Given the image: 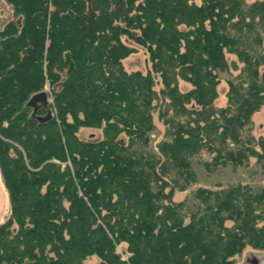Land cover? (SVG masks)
<instances>
[{
  "label": "trees",
  "instance_id": "obj_1",
  "mask_svg": "<svg viewBox=\"0 0 264 264\" xmlns=\"http://www.w3.org/2000/svg\"><path fill=\"white\" fill-rule=\"evenodd\" d=\"M4 1L15 19L0 29V264H237L264 251V139L252 132L264 0L247 14L243 0ZM137 47L146 73L126 66ZM252 160L257 182L191 188L196 165Z\"/></svg>",
  "mask_w": 264,
  "mask_h": 264
},
{
  "label": "rangeland",
  "instance_id": "obj_2",
  "mask_svg": "<svg viewBox=\"0 0 264 264\" xmlns=\"http://www.w3.org/2000/svg\"><path fill=\"white\" fill-rule=\"evenodd\" d=\"M208 0H192V2L198 6H201ZM247 6L244 8L245 13L251 12V9L255 4H257V0H243ZM259 1V0H258ZM252 13V12H251ZM259 13V12H257ZM256 14V13H253ZM257 15V14H256ZM15 19L13 8L10 7L4 0H0V29L3 28L10 20ZM264 24V23H263ZM264 25L260 27L257 31V34L261 38L260 48L264 51ZM128 43V42H127ZM250 45H253V42H248ZM129 45L136 47L133 43L129 42ZM139 52L137 54H133L128 60L126 61L127 68L132 70H141L143 73H146L150 67L148 62V54L142 48H139ZM230 60L236 61L237 57L232 55L230 56ZM264 67V66H263ZM226 76L223 77L225 79ZM187 86V85H186ZM182 89H185V84H181ZM189 88V86H187ZM48 91V100L51 101L49 89ZM220 90V97L218 100V105L223 106L227 103L226 98V91L228 90V86L226 81H223L222 85L219 88ZM157 130L153 134V142L154 144L161 141L164 135V126L163 124L157 119ZM253 135L257 139H264V107L262 108L259 113L253 116ZM89 133V132H88ZM205 160H209L208 156H204ZM198 173H199V182L196 185H193L191 188L196 189L199 186L203 187H213L218 184L222 185H230L235 183H246L255 181L257 182L260 177L259 166L256 165L255 160H252L251 166L248 168H239L234 170L230 167L222 168L215 173H208L201 165H196ZM191 189V190H192ZM186 196V193H178L177 199L182 200ZM9 198L7 191L5 189L3 179L0 172V225L6 222V220L10 216L9 212ZM254 261L257 264H264V251L256 250L251 247H247L243 253V256L237 258V264H254ZM96 258H93L92 263L96 264Z\"/></svg>",
  "mask_w": 264,
  "mask_h": 264
},
{
  "label": "water",
  "instance_id": "obj_3",
  "mask_svg": "<svg viewBox=\"0 0 264 264\" xmlns=\"http://www.w3.org/2000/svg\"><path fill=\"white\" fill-rule=\"evenodd\" d=\"M27 106L33 109V116H36L41 108L48 109V93L41 92L39 94L34 95L28 102ZM254 264H257V262L254 261Z\"/></svg>",
  "mask_w": 264,
  "mask_h": 264
}]
</instances>
